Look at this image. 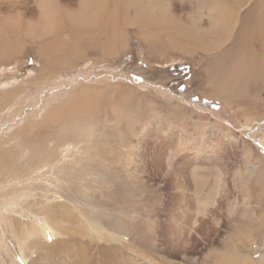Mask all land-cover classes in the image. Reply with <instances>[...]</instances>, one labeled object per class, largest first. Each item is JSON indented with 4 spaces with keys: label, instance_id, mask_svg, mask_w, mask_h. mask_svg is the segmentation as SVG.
Wrapping results in <instances>:
<instances>
[{
    "label": "bare ground",
    "instance_id": "obj_1",
    "mask_svg": "<svg viewBox=\"0 0 264 264\" xmlns=\"http://www.w3.org/2000/svg\"><path fill=\"white\" fill-rule=\"evenodd\" d=\"M89 5L99 16L98 24L87 29L74 27L75 23L84 19ZM118 32L120 35L115 36ZM124 36L132 37V39L134 37L141 47L144 44V48H142L146 52L148 60L154 59V54H157L155 46L162 48L165 45H169L170 51L173 53L187 52L186 54L191 57L201 54L207 58H217L220 64L215 71L224 73V76H221L216 82L210 75L208 79L202 77L205 86L207 84L212 92V94L207 92L211 95L204 94V96L209 99H218L228 106L235 98L237 101V95H252L253 92L250 95L245 90L246 81L254 84L264 81V0H0V68L12 65L13 59H19L28 53H33L35 60L39 59L51 70L48 71L50 76H55L53 74L56 70L71 69L76 65V62L79 63L83 39L90 40V56L92 53L97 55V50L100 52L93 41L102 40V51L105 52L102 58L114 60L123 55L122 52L120 54L121 50L126 52L127 42L117 43L114 41L117 37L123 38ZM147 45L151 47L152 51L154 50V53L149 52L148 55L147 49L149 50V47ZM225 53H230L233 58L231 65H228L229 67L222 63L226 60L225 58L229 59ZM155 58L163 60L164 56H156ZM87 60L89 59L87 58ZM39 61L37 64L40 63ZM37 67L40 68V66ZM35 69L33 68L32 71ZM208 70L212 71L210 68ZM55 81L54 78L47 80L44 77L43 79V83L49 85L56 83ZM8 93L11 92L0 90V97ZM83 96L86 95L83 94ZM11 98L14 99L13 96ZM254 98L256 100L257 96ZM239 99L238 97L237 103L240 102ZM246 99L249 104H253L254 101L250 97ZM241 100L243 99L241 98ZM81 101L85 102L86 100ZM133 102L131 104H134ZM75 103L76 101L72 97L62 101L59 108H66ZM90 103L94 106V102L91 101ZM98 103L100 102L98 101ZM6 107L7 105L3 106V108ZM53 108L57 107L52 106L50 109ZM89 108L92 107L89 106ZM95 108H98L97 104ZM55 114L57 116V113ZM243 115L247 122L241 124L250 130L255 120H252L251 116L248 117L249 115L246 116L245 112ZM49 119L52 123L54 122L51 116ZM56 122L60 124L59 121L56 120ZM56 122H54L55 126ZM71 122L76 121L70 120L69 123ZM81 122H76L77 126H79L78 124L82 125L79 126V129L68 122L66 123L69 126H65L72 131L78 130V136L85 140V151L79 156V164L83 162V165H86V163H90L93 157L90 153L94 149V143L91 139L97 135L98 131L94 135L95 132L92 133L93 131H91L92 123ZM154 123L149 122L148 126L142 127L135 134L138 136V141L135 146H132L131 151L134 152L133 156L135 157L132 158V162L130 157L128 159L124 155L125 151H123L120 156L118 155L119 158L116 163L126 166L124 169L126 173L133 164L135 172L140 175L141 179L148 182L157 181L155 188L157 195L155 204L157 206L154 208L158 209L159 212L157 223L147 233L132 236L125 230L126 219L118 217L114 227H109V230H106L107 233H102L95 227L100 222L94 218L91 219L87 207L84 206L80 209L79 241L74 243L71 238H67V240L57 244L60 248L55 247L49 250L51 252L49 254L58 256L63 254L64 250H68L70 254L77 249L76 258L79 260V264H146L145 259L155 262L158 254L173 260H180L178 264H198L199 258L196 249L202 245L208 252L209 264H264V212L262 211L258 217H255L253 212L255 207H250V204L248 206L245 202L249 201L242 198L246 194L256 204L257 208H264V168L255 163L256 168L253 169H243L241 165L229 169L223 163L225 159L221 162L219 155L224 153L223 149L228 144L238 147L237 145L242 142L230 136L228 144H226L220 138L222 136L216 135L215 132V135L212 136L210 133V140L202 139L199 142L191 140V136L188 140H181L176 135L177 143H181L183 146V155L177 157L173 148V141V145L169 140L167 141L168 133L161 132L159 128H152L156 126ZM258 125L260 126L261 122H258ZM222 132L225 131L222 130L221 134L226 133ZM65 136L67 137V135ZM96 140L94 141L96 142ZM82 141H79V144H83ZM195 142L196 144H194ZM196 145H198V149L195 152L192 148ZM260 147L264 149V141L261 142ZM243 148L244 145L241 150ZM244 152H246V157L248 153L252 154L250 149ZM113 153L115 152L113 151ZM96 157L98 156L95 155ZM85 165L79 167V173H77L81 182L84 183L91 175V172L88 173L87 165ZM105 167L99 166L96 169L100 172ZM73 169L75 168L71 170ZM71 170L66 172V178L74 177ZM93 173L92 175L96 177V171ZM87 183L84 184L85 188ZM87 188L89 189V187ZM239 189L240 197L237 193ZM84 191L79 185V202L88 203V199L83 194ZM224 192L226 195H223ZM12 203H4L0 200V217L15 213L18 216H25L24 211L14 210ZM37 222L40 226L35 225L31 235L52 239L53 242V238L58 234L55 225H51L53 222L48 224L50 220L47 222L39 218L33 223ZM151 222L149 220L148 224ZM88 224L92 226V229L88 228ZM4 226L6 231L2 228L1 230L4 240L10 242L8 247L11 248L12 257L14 256L17 260V264H25L27 261L26 254L18 242L13 243L11 241L13 235L7 230V226ZM224 231H229L228 237H223ZM33 246L38 247L39 244L34 243L31 248ZM243 247H245L244 250ZM51 248L52 245L49 249ZM254 248L255 253L259 256L257 260L252 259ZM161 259L164 261L163 258ZM172 259L166 260L165 264H176Z\"/></svg>",
    "mask_w": 264,
    "mask_h": 264
},
{
    "label": "rangeland",
    "instance_id": "obj_2",
    "mask_svg": "<svg viewBox=\"0 0 264 264\" xmlns=\"http://www.w3.org/2000/svg\"><path fill=\"white\" fill-rule=\"evenodd\" d=\"M118 33L115 36H119L120 33ZM128 37H117L115 40L113 37L117 43L127 42L126 52L120 48V54L122 52L123 55L114 60L102 58L105 55V52L102 51V40L93 41L100 52L97 50V55L92 53L90 56V40L83 39L80 48L82 56L79 55V63L76 62V65L71 69L56 70L53 74L56 77L50 76L48 71L51 70L39 59L35 60L33 53H28L29 56L13 59L12 65L0 68V90L11 92L0 97V200L4 203L13 202L14 210H22L25 215L18 216L15 213L0 217V264L18 263L14 256L12 257L11 248L8 247L10 242L4 240L1 230L2 228L6 231L4 225L13 235L11 241L13 243L18 242L26 254L27 261L25 264H33L34 262L36 264H79V260L76 258L77 249L70 254L68 250H64V253L58 256H51L49 250L55 247L60 248L57 244L67 240V238H71L74 243L79 241L80 209L84 206L88 209L89 217L100 222V225L95 227L102 233H107L106 230H109V227H114L118 217L126 219L125 230L130 235L147 233L157 223L159 216L158 209H154L157 206L155 204L157 181L148 182L141 179L140 175L135 172L133 164L126 173L124 172L126 166L116 163V161L120 154L125 151L124 155L128 159L130 157L132 162L135 158L134 152L131 151L132 146H135L138 141V136L135 134L142 127L148 126L149 122H155L154 125L156 126L152 128H159L161 132L168 133L167 141L169 140L170 143L173 141V148L177 157L183 155V146L181 143V145L177 143L176 135L181 140H188L191 136L193 138H190L191 140L199 142L202 139L210 140L211 136L216 134L222 136L220 138L226 144H228L229 137L232 136L242 143L237 145L238 147L228 144L223 149L224 153L219 155L221 162L225 159L223 163L229 169L236 165H241L243 169H253L256 168V164L264 168V149L260 147L261 142L264 141V81L255 84L246 81L245 90L248 94L253 92L252 95H237V101L239 97L241 106L235 101L236 98L228 106L218 99H209L204 96V94H212V92L207 84L205 86L202 77L208 79L210 75L216 82L221 76H224V73L215 71L220 64L217 58H207L201 54L191 57L186 54L187 52L173 53L170 51V46L165 45L162 48L155 46L157 54H154V59L148 60L146 52L143 51L144 44L142 48L134 37L133 39ZM148 47V55L149 52L154 53V50L152 51L151 47ZM100 53L101 55H99ZM161 55L164 56L163 60L155 58ZM225 56L229 59L222 56L226 59L222 63L229 67L233 58L230 53H225ZM38 61L40 65L37 64ZM33 68L36 69L32 71ZM208 68L212 71H209ZM44 77L47 80L54 78L56 83L50 85L43 83ZM9 83L12 84V89L9 87ZM12 96L14 99L11 98ZM252 96H257L256 100ZM72 97L76 101L74 105L59 108L62 101ZM247 97L254 101L253 104H249ZM131 98L132 100H130ZM91 101L94 102V106L89 104ZM132 101L134 104H131ZM96 104L98 108H101H95ZM4 105L7 107L3 108ZM52 106L57 108L50 109ZM244 112L246 116L249 115L248 117L251 116L250 118L255 120L250 130L242 125L247 122L243 115ZM49 116L53 118L54 122L57 120L60 124L56 122L55 126L54 122L49 121L51 120ZM70 120L91 122L92 133L95 132V135L98 131L95 135L96 138L91 139L95 144V146L93 144L94 149L90 152L93 157L90 163H86L87 166L84 164L88 168V173L91 172L85 182L89 183L86 184V188L84 187L85 183L81 182V178L77 175L79 167L84 166L83 162L79 164V156L85 151V140L78 136V130L72 131L66 128L65 125L68 127L69 124L77 126L76 122L69 123ZM258 122H261L260 126ZM41 123H46L45 127ZM78 125L82 126L81 124ZM79 126H77L78 129ZM50 128L51 130H49ZM222 130L226 133L222 132L225 134H221ZM210 133H212L211 136ZM100 134L103 136L100 137ZM79 141H82L83 144H79ZM243 145L244 151L248 149L252 151V154H247L249 158L246 157V152L241 150ZM197 149L198 145L192 148L195 152ZM95 155L98 157L95 158ZM99 166L106 167L103 168V171L98 172L96 168ZM72 168L75 169L71 170ZM69 169L73 172V178H66L65 176ZM95 171L96 177L92 175ZM79 185H81L82 191L85 190L83 194L88 199V203L79 202ZM237 193L240 197V189ZM223 195H226V192ZM242 198L249 201L245 202L248 206L250 204V207H255L254 210L252 209L255 217H258L262 211L264 212V208H257L256 204L246 194ZM95 210L96 212H94ZM39 218L47 222L50 220L48 224L53 222L51 225H55L58 234L53 238V242L52 239L31 235L35 225L40 226L39 222L33 223ZM149 220L152 222L148 224ZM91 227L88 224V228L92 229ZM147 236L152 238L148 234ZM228 236L229 231H224L223 237ZM34 243L39 244V246L31 248ZM51 245L52 248L49 249ZM196 252L199 258L198 264H209L208 252L202 245L197 247ZM161 256L163 255L158 254L155 262L145 259V263L165 264L166 260L172 259ZM258 257L254 248L252 259L257 260ZM9 259L11 260L9 261ZM172 261L178 264L180 260L172 259Z\"/></svg>",
    "mask_w": 264,
    "mask_h": 264
},
{
    "label": "clouds",
    "instance_id": "obj_3",
    "mask_svg": "<svg viewBox=\"0 0 264 264\" xmlns=\"http://www.w3.org/2000/svg\"><path fill=\"white\" fill-rule=\"evenodd\" d=\"M99 22L98 14L92 9L91 5H89L87 12L85 13L84 19L78 21L74 24V27L78 29H87L90 27H94ZM53 23L55 24V19L53 18Z\"/></svg>",
    "mask_w": 264,
    "mask_h": 264
}]
</instances>
